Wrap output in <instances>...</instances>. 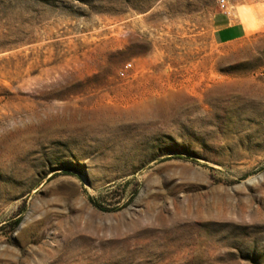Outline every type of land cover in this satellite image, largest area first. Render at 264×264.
<instances>
[{
	"label": "rangeland",
	"instance_id": "rangeland-1",
	"mask_svg": "<svg viewBox=\"0 0 264 264\" xmlns=\"http://www.w3.org/2000/svg\"><path fill=\"white\" fill-rule=\"evenodd\" d=\"M221 1L0 0V264H264V0Z\"/></svg>",
	"mask_w": 264,
	"mask_h": 264
},
{
	"label": "crops",
	"instance_id": "crops-1",
	"mask_svg": "<svg viewBox=\"0 0 264 264\" xmlns=\"http://www.w3.org/2000/svg\"><path fill=\"white\" fill-rule=\"evenodd\" d=\"M248 32L244 23L230 12H218L213 21V40L217 45H227L244 40Z\"/></svg>",
	"mask_w": 264,
	"mask_h": 264
},
{
	"label": "built area",
	"instance_id": "built-area-1",
	"mask_svg": "<svg viewBox=\"0 0 264 264\" xmlns=\"http://www.w3.org/2000/svg\"><path fill=\"white\" fill-rule=\"evenodd\" d=\"M221 4L224 5V4H225V0H222V1H221ZM131 67H132V65H128V68H131ZM122 75L124 76L125 73H122ZM263 77H264V74H263Z\"/></svg>",
	"mask_w": 264,
	"mask_h": 264
}]
</instances>
